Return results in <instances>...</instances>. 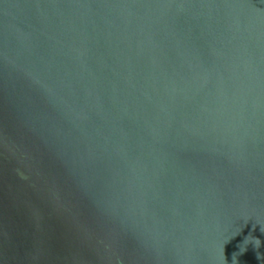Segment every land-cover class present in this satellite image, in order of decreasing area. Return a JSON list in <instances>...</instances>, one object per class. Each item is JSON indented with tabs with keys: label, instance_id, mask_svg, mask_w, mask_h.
Here are the masks:
<instances>
[{
	"label": "water",
	"instance_id": "95a60500",
	"mask_svg": "<svg viewBox=\"0 0 264 264\" xmlns=\"http://www.w3.org/2000/svg\"><path fill=\"white\" fill-rule=\"evenodd\" d=\"M0 264H264V0H0Z\"/></svg>",
	"mask_w": 264,
	"mask_h": 264
}]
</instances>
